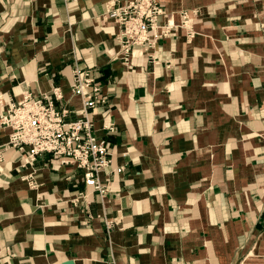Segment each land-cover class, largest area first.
<instances>
[{
  "label": "crops",
  "instance_id": "obj_1",
  "mask_svg": "<svg viewBox=\"0 0 264 264\" xmlns=\"http://www.w3.org/2000/svg\"><path fill=\"white\" fill-rule=\"evenodd\" d=\"M110 1L0 0V115L58 88L79 119L73 69H90L108 103L89 118L112 155L101 197L53 154L24 166L7 150L0 264H264V0H160L176 23L195 15L156 63L116 58Z\"/></svg>",
  "mask_w": 264,
  "mask_h": 264
},
{
  "label": "built area",
  "instance_id": "obj_2",
  "mask_svg": "<svg viewBox=\"0 0 264 264\" xmlns=\"http://www.w3.org/2000/svg\"><path fill=\"white\" fill-rule=\"evenodd\" d=\"M194 15L185 10L180 14V23H176L173 13L160 0L110 1L105 17L117 27L116 58L129 63L133 58L147 56L151 62H158V43L171 37L178 25L186 27L191 34ZM71 89L83 98L82 117L75 121H66L69 111L57 107L54 98L60 99L58 88L53 89L52 95L44 94L36 99L24 93L22 101L0 115V133L11 129L9 141L0 145V167L9 149L25 154L24 166L36 161L39 155L50 153L62 164L81 170L85 184L106 197L110 186L101 180L100 174L112 162L111 150L108 140L96 134L95 121L89 118V113L106 105L108 99L90 69L78 66L73 69ZM103 128L113 132L115 125L104 124ZM87 197V192H80L73 203L78 205L80 198Z\"/></svg>",
  "mask_w": 264,
  "mask_h": 264
},
{
  "label": "water",
  "instance_id": "obj_3",
  "mask_svg": "<svg viewBox=\"0 0 264 264\" xmlns=\"http://www.w3.org/2000/svg\"><path fill=\"white\" fill-rule=\"evenodd\" d=\"M68 264H73L72 261H68Z\"/></svg>",
  "mask_w": 264,
  "mask_h": 264
}]
</instances>
